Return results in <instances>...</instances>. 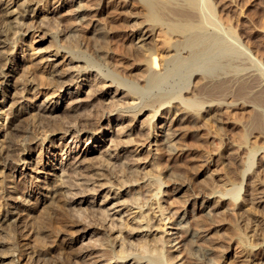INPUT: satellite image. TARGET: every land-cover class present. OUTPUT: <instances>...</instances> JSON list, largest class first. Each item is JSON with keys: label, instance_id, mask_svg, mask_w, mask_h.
Segmentation results:
<instances>
[{"label": "bare ground", "instance_id": "6f19581e", "mask_svg": "<svg viewBox=\"0 0 264 264\" xmlns=\"http://www.w3.org/2000/svg\"><path fill=\"white\" fill-rule=\"evenodd\" d=\"M59 1L0 0V167L4 168L2 181L13 184L8 188L1 186L0 210L4 217L1 220L10 231H4L0 239V264H75L77 260L78 264H173L171 261L178 258L173 252L179 248L175 249L177 245L167 248L165 243L178 236L166 239L159 234L166 232L163 214L173 204L184 208L187 199L168 202L164 207L159 195L165 183L178 185L174 191L180 194L186 189L187 178L173 177L164 173L163 168L159 170V161L150 164L152 169L147 173H139L141 154H136V149L144 143L150 144L155 131L154 118L161 109L179 112L175 123H192L218 111L227 98H232L229 104L234 107L252 108L244 132H239L241 143L248 145L254 133L264 140V52L261 43L252 41L253 30H264V13L242 22L241 16L231 9L237 0H74L69 5L74 13L62 19L71 22L70 26L65 25L67 30H74L71 27L76 20L85 26L87 32L80 36L87 40L85 47L80 41L61 43L53 26L38 21V7L43 11L49 6L44 11L49 14L52 4ZM105 7L111 17L105 19L106 27L102 28L93 22L92 16L103 14ZM62 8L57 7L56 14H61ZM132 15L142 21L129 25ZM31 33L32 44L26 40ZM128 36L129 47L119 43ZM36 42L47 46L39 52L33 46ZM23 46L27 47V53ZM128 61L132 64L125 67ZM92 78L94 84H89ZM79 83H86L92 93L87 90L80 93ZM75 86L76 90L67 95L71 103L65 118L71 120L66 125V121L63 124L54 117L62 109L53 100L60 92L64 94ZM111 89H115V97L138 102L131 104L128 100V107L118 109V99L117 104L111 102L106 108L104 102ZM34 101L41 104L34 105ZM166 104L169 106L164 107ZM147 112L151 116L146 120L143 117ZM111 116L117 118L107 129L100 121ZM125 122L129 124L122 128L133 130L127 135L129 141L125 139L123 144L122 140L113 141L116 150L123 147L126 153L120 151L112 157L110 152H104L98 154L100 157L94 156L92 150L98 148L100 153L106 146V142L101 144V139H97L106 133L107 138L113 136L114 131H110L113 125L118 127ZM73 132L78 133L77 138L82 135L92 139L90 149L80 148L75 152L73 164L57 168V158L65 155L62 152L67 148L65 142L59 145L57 141ZM165 138L158 150L169 156ZM132 145L136 147L134 152L129 151ZM250 148L247 156L250 162L243 170V177L254 166L253 158L264 145L255 142ZM61 169L66 170L71 180L85 181L81 187H75L78 190L75 194L69 195L67 186L58 179L57 170ZM75 180L72 183L78 186ZM235 187L226 193L236 206L240 191ZM19 195L24 201L32 197L34 203L23 205ZM78 195L86 200L80 202L75 198ZM88 197H102L105 202L96 201L98 207L93 209ZM73 206L83 214L80 218L70 212ZM160 212L161 218L156 215ZM107 223H110L108 227ZM184 226L188 227L180 226L181 230ZM183 231L188 249L176 263L184 259L182 264H186L187 258L191 264H210L207 254L194 253L199 230ZM89 232L101 236L100 243L95 240L103 247L100 255H95L96 245L77 249L79 235ZM136 239L138 244L134 243Z\"/></svg>", "mask_w": 264, "mask_h": 264}, {"label": "rangeland", "instance_id": "374dc122", "mask_svg": "<svg viewBox=\"0 0 264 264\" xmlns=\"http://www.w3.org/2000/svg\"><path fill=\"white\" fill-rule=\"evenodd\" d=\"M72 1L74 0H60L58 3L52 4V6L49 8V14L47 13L45 14L44 12L45 10L48 9L49 6L46 5L47 6L46 9L43 11L41 10V7H38L39 8L38 11L40 14V18L38 21L43 25H47V26L51 25V27L53 26V29L57 31L58 40L61 43L80 41L82 45L86 47L87 40H84V39L82 40V37L80 38L82 34L87 32V30L85 29V26H81L76 20L73 22L72 27H71V28H74V30L73 31L67 30L66 26H70L68 25L70 21H66L62 19V16L65 15L68 17V14L70 15V13L72 14L74 13L72 10L73 8L69 7V5L72 4ZM234 5H236V8ZM61 6H63L62 8L63 12L61 14H56L57 7L60 8ZM232 7H233L231 8L232 11L235 10L233 12H235L236 14L238 13L237 14L238 17L241 16L240 21L244 22L250 18H253L254 15L256 17V15L258 16L259 14L264 13V0H237L235 3L232 4ZM93 8H95V6ZM54 10L55 12H53ZM108 11H109L108 7H105V9H103V12H104L103 14H101L100 16H92L93 22H95V24H98L100 25V27L103 28L105 26V19H110L111 17ZM129 11H130V8H129ZM42 18L43 20H40ZM59 19H61V23L58 25L57 24L58 21L60 22ZM141 21L142 20L139 17H135L134 15H132V17L128 21V24L132 26V25H136L140 23ZM75 23H78V24H75ZM258 29H259L258 32L256 30H253L254 31L253 34L255 33L256 35L254 34V38L252 39V41L254 40V42L256 41L258 43H261L262 45L261 52H264L263 51L264 50V37H263L264 30L260 28ZM58 30L61 32H59ZM130 35L131 33H129V36ZM32 36L33 35L31 33L26 38L27 43L32 44L33 39L30 40ZM88 36L90 37V35ZM129 36L125 39H122V41H120L119 43H124L125 45H127V47H129L131 45V42L129 41ZM156 38L159 39L158 35L156 36ZM116 42L117 41H115L114 44ZM137 42L138 41H136V43ZM33 46L37 48V51H39L41 48L46 47L47 44L44 45L42 43L36 42L33 44ZM22 48H23V51L27 53L26 51L27 47L23 46ZM130 64H132V62L128 61V64H126L125 67H127ZM115 65L119 66L117 62H115ZM119 68L120 70H124L123 66H119ZM81 83H79L81 87L80 93L84 92V90H87L89 93H92L90 92L92 91L90 88L87 89L86 83L85 84H81ZM89 84H94L93 78ZM75 90H76V86L73 87V89H69L64 94L60 92L57 95V97L53 100L54 102L57 103L58 106H61V109H62L61 112L53 116L56 118L58 117L57 120L60 119V121L63 124L67 123L66 125H68L69 121L71 120V118H69V120L68 118H65L66 117L65 111L68 109V106H70V103H71L70 97L67 95H69V93H73ZM115 94H116L115 89H111L107 92V96L105 100L106 103L104 102V104L106 105L105 106L106 108H109V106H111L113 102L117 104L118 101H119V103L117 104L118 109H124L125 107H128L130 102L131 104H135L138 102V101L132 102L129 99H126V100L120 99L119 97H115L116 96ZM86 96L87 94L85 95V98ZM231 101H232V98H227V103H225L224 106L222 105L218 109V111L213 113L215 115L211 114L214 117H212L211 115L209 116L205 115V117L198 118L196 119V121L192 123L191 122L175 123L176 119L179 117L178 116L179 112L175 110L168 111L169 110L168 108L161 109L158 113V116L154 118L155 121L153 122V128L155 131H153L154 134H153V137H151L150 144L144 143L142 146L136 149V154L142 155V156L140 155L141 159L139 161V166H140L139 173H142V174L147 173L148 171L152 169V165L150 164H153L159 161L161 163V165L159 166L160 169L158 168L159 170L163 168L164 173L172 175L173 177L175 176L185 177L186 176L187 178L186 179L187 180L186 189H184V191H182L180 194H178V191H174L178 185L172 184V183H165L162 187L163 193L159 195L160 197L162 196L161 197L163 199L162 206L164 205V207L167 206L168 202L172 203L173 201L182 199V198L187 199V204L184 208L183 207L179 208L178 205L173 204V206H171L169 210L165 211L166 214L165 213L163 214L162 212L156 214L157 216H160V218L162 217L161 214H163V218H165L164 219L165 224L167 225V226H164V229L166 230V232H163L164 234L163 233H159V234H161V236L165 237L166 239H169V238L174 239L178 236L175 240H172L170 243L169 242L165 243L167 245V248L171 246H175V245H177L175 246V249L179 248V251L173 252L174 257H178V258H175V260L174 258H172L174 262L171 261V263L173 264H177L176 262L179 259H181L187 252L188 244H186V242L184 241L185 231H183L187 228L192 229L193 231L199 230L198 232H200V238H198V241L196 243L197 247L194 246V249H195L194 253L197 252L198 254L196 253L195 255H200V256L203 255V253L207 254L209 256L208 259H209L210 264L211 263L212 264H258V263L264 264V191H263L264 190V185H263L264 184V155H263L264 149H260V151L257 152L255 157L253 158V161H255L254 166H253L254 168L252 167L250 170H247V172H244L245 173L244 177L242 174L243 170L249 166V165L247 166V162L249 161V158L247 161V156L250 151L249 149H251L250 146L253 145L255 142H258L259 145H264V140H262L263 138L260 139V135H258L257 133H254L253 135L249 137L250 140H249L248 145L241 143V141L239 140L240 138L239 136H240V133L242 134L245 130V124H247V121H248L247 119H249V116L252 112V108L247 107V106L239 107L238 105H237L238 107H234L233 105L229 104V102ZM39 104H41V102L34 101V105H39ZM167 106H169V104H166L164 107H167ZM149 115L150 114L147 112L146 115L143 117V119L144 118L146 120L149 119ZM116 118H117L116 116H111V118H103L100 121V124H102L107 129H110L109 126L114 123V120ZM143 119H141V122L144 121ZM126 123L128 122L122 123L118 125V127L116 126V124H114L113 128H111L110 130L111 132L114 131L113 136L110 135L109 138H107V133H106L104 137H99V139H97V140L101 139L102 141L101 144H105L106 142L107 147L106 146L103 147L102 150H100V153H98L99 152L98 148L92 150V151H95L93 152L94 156L96 155L99 156L101 153H104V152L106 154H110V153L113 154L112 157H115L117 153L120 151H123V153H126V148L124 150L123 147H121L119 149L120 151H118L115 149V144H114L115 142L117 143L121 140H122L121 144H123L125 139L129 141V137L127 135H129L130 133H133V130L127 131V128L123 129L122 128L123 126L127 127V125L129 124V123L128 124ZM193 123L197 125H194ZM121 128H122V131H119V129L121 130ZM151 130H152V126H151ZM156 134H158V136H156ZM76 136H78V133H74V132L71 134L67 133L64 138L65 140L63 139L61 141L60 140L57 141L59 145L64 142L65 144H67V148H65V150L62 152L63 154L65 153V155L59 156L57 158V160H59V163H58L59 165L57 168H60L62 164L63 165L69 164V163L73 164L74 163L73 157L75 155V152L80 150V148H82L83 150L90 149V143L92 142V139L87 140V136L82 137V135L78 138ZM164 136H166L167 138V139L165 138V142L170 150L169 156L162 155L160 150H158L160 148V144L162 143L161 140L164 138ZM113 137L115 138L113 139ZM134 137L135 135L132 136V138ZM80 138H81V142H78ZM110 138L112 141L116 139L115 142L113 141L112 143ZM97 145H98L97 143H94V146H97ZM134 147L135 146L133 145L129 147V151L131 150L134 152L136 148ZM28 156L31 157V154H28ZM126 156H129V153L126 154ZM143 156L147 158H144ZM112 159L117 160L118 158H112ZM127 159L129 160L132 158H124V160H127ZM163 164L165 166V169H164ZM3 170L4 168L0 167V189H1L0 195L2 194V187H1L2 184L6 185L5 188L13 186V184H10V182H7L5 180L2 181L4 177ZM253 170H255L256 173L254 171L253 175H251ZM57 172H59L58 174L60 178L58 179H60V182H63V185L67 186L65 190L69 193V195L75 194L78 191L76 190L75 187H81L80 184L85 182L84 180L83 181H78V180L76 181L75 179L71 180L69 177H67L66 170L61 169V170H57ZM251 177H253L254 179ZM19 178L21 180L20 176ZM80 178L82 177L80 176ZM73 180H75L78 186H75V184L72 183ZM90 183L91 182H88V186H90ZM232 185L234 187L235 186L237 187V188L235 187L236 191L238 189L240 191V192H237V195H239V198L236 203V206L231 201V195H228L229 194L228 192H227L228 194L226 193V191L229 190L230 188L234 189V187L232 188ZM225 194H227V196H225ZM96 196H98V194ZM1 197L2 196H0V200L2 199ZM75 198L79 200L80 202H83L86 200L85 198L81 197V195L75 196ZM101 198L95 197V199H93L91 197L90 198L88 197L87 200L92 203L91 207H93V209H97L98 206H96L97 205L96 201L98 203L105 202ZM253 198H255V200ZM18 200L25 206L30 205L32 202L34 203V200H32V197H28L24 201L21 198V195H19ZM253 200L256 202H254ZM108 206L110 207V205ZM76 208L77 207L73 206L72 208H69V210L75 217L79 216L80 218L83 214H81V212H77ZM116 211L117 209L111 211L110 213L112 214ZM125 215L126 213L124 214V217H126ZM166 216H168V218ZM115 217H117V215H115ZM196 218L199 220H196ZM1 219L4 220V217L2 216V210H0V222H1L0 239L2 238V236H4L3 235L4 231L6 233L7 231L8 232L10 231L9 230L10 227L5 222H3ZM184 221L185 222L189 221V223L185 224ZM110 223H107V227L110 225ZM178 223H181V224L183 223L182 225L180 224V226L187 225L188 227L184 226V228L185 227L186 228L185 229L182 228L181 230V227L179 226ZM199 223L200 225H198ZM6 225H7V228H6ZM178 228H180L181 231ZM157 232H160V230L156 231L155 233ZM255 233L256 235H254ZM99 237L101 236L95 235V233L91 234V232L87 234L79 235L78 239L81 241H79L77 249H80L79 247L83 248V247H88V246L91 247V246L96 245L98 247H96L95 249L97 253L99 254L96 253L95 255H100L103 251V247L99 246V244L96 243V242L100 243L98 240ZM95 240L97 241L95 242ZM136 241L138 240L136 239L134 243L138 244V242ZM187 243L190 244V242L188 241ZM200 246L202 247L200 248ZM167 248H165V250ZM104 258H99V260H103ZM185 259L187 260L186 264H191L187 258ZM216 261H218V263ZM182 262H185V260L183 259ZM182 262H179L178 264H182ZM78 263L79 262L77 260L75 264H78Z\"/></svg>", "mask_w": 264, "mask_h": 264}]
</instances>
